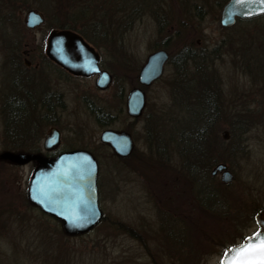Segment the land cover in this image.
<instances>
[{
    "label": "rangeland",
    "instance_id": "1",
    "mask_svg": "<svg viewBox=\"0 0 264 264\" xmlns=\"http://www.w3.org/2000/svg\"><path fill=\"white\" fill-rule=\"evenodd\" d=\"M128 1L127 5L122 0H112L115 47L98 48L104 65L117 76L128 73L130 81H134L156 43L169 46L172 59L162 78L149 88L143 116L130 117L129 121L115 116L112 128L129 130L135 149L128 158H119L109 151L107 157L100 158V206L105 217L88 233L65 234L57 220L29 204L28 169L14 170L0 162V264H220L231 240L237 242L238 236L255 230L250 217L249 225H240L242 216L234 209L246 205L242 200L250 204L246 213L264 205L263 134L257 131L260 129H253L245 137L244 127L239 126L235 133L228 123L221 122V78L227 100L238 96L240 102L248 103L250 90L259 84L255 78L264 77V16L223 28L218 0ZM61 3L58 6L57 0H0L2 92L10 86L11 58L27 48L33 56H42L51 29L48 21L71 23V17L81 15L82 20L77 22V27H81L86 20L80 0H65L63 8ZM140 4L143 7L139 8ZM93 8L104 10L100 6ZM29 10L40 12L47 23L28 29L25 16ZM222 38L227 46L221 50ZM230 42L241 44L242 55L233 53L236 49ZM186 45L191 48L190 58L179 61ZM260 85L264 82L260 81ZM209 102L215 105L210 112ZM113 105L116 114L115 92ZM198 110H205L207 117L193 124L195 128L188 135L183 126L193 123ZM81 117L82 132L93 135L95 124L85 112ZM9 120V113L0 112V149L9 147ZM224 130L232 137L228 142L222 140ZM221 142L225 143L222 155ZM197 148L200 154H193ZM221 158L236 175L223 194L235 214L221 217L215 207L218 217H214L202 210L195 189L186 190L185 173L190 168H210V174ZM201 177L194 173L193 178ZM220 177L212 183L221 187ZM228 204L225 214L229 212ZM182 228L183 234L176 237Z\"/></svg>",
    "mask_w": 264,
    "mask_h": 264
},
{
    "label": "flooded vegetation",
    "instance_id": "2",
    "mask_svg": "<svg viewBox=\"0 0 264 264\" xmlns=\"http://www.w3.org/2000/svg\"><path fill=\"white\" fill-rule=\"evenodd\" d=\"M122 1L127 3L128 0ZM229 1L230 0H228L221 8V21L222 10ZM99 3L98 0H80V6L84 5L80 8V10H83L81 11L82 14L84 15V13H87L86 20L81 24V27L76 26L74 29L53 28L50 29L48 37L53 30H70L80 35L98 54L100 70L107 71L111 75V82L108 87L101 89L97 86L98 74L86 76L75 74L67 70L65 67L48 57L46 49L45 51H41L42 56H33L28 48L23 50L20 56L11 58L12 61L9 63V89L6 92L0 90V112L9 113L11 130V136L8 138L10 141L8 143L9 147L0 149V155L9 152L15 155H29L51 161L68 152H89L94 157L98 166L97 189L100 206V195L101 189L103 188V179L101 178L102 171L99 163L100 158L107 157L110 154L109 152L114 153L119 158H128L135 149V140L129 130L126 128H112L115 116L116 119L129 121L131 116L127 110L128 94L132 89L141 87L145 91V107L138 118L142 117L148 105V90L162 78L165 68L162 76L158 80L154 81L149 86H141L139 83V73L145 63L139 68L136 78L134 77V81H130L128 73H122V76H117L114 70L105 66L103 57L98 51V48L104 47L109 49L115 47V42L113 41V21L111 20V4H113V2L112 0H104V2ZM95 6L96 8L100 6L104 10L94 9L93 7ZM140 7L143 6L140 4L139 8ZM257 17L236 18L232 25L223 26L221 23V26L223 28H231L238 24V22H252ZM44 19L45 21L42 25L46 23V18L44 17ZM47 44L48 38L46 41V48ZM240 45V43L230 42V46L236 49L233 53L242 55L239 47ZM226 46L227 42L225 41V38H222L221 50L226 49ZM14 47L16 48V44L13 45V48ZM154 48L155 50L152 53L159 50H166L169 55L168 62L172 59V56L168 51L169 46L165 43H156ZM183 48L191 49L189 45H186ZM256 53L258 56L259 52L257 51ZM251 58L252 57L249 59ZM261 78H255V80L259 81V84L253 86L250 90L252 94L248 95V103L240 102L238 96H231V99L227 100L224 94L223 80L221 78V122L228 123L227 126L234 128L235 133L239 126L244 127L243 133H247L244 134L245 137H248L250 130L260 129L257 131H260V133L263 134L261 139L264 140V85H260V81L264 82V77ZM114 92L118 97V109L116 114L114 113L113 105ZM83 112L86 113L88 117L87 119L92 120L95 124L96 132H94L93 135L85 131L82 132L84 122L81 116ZM105 130H114L130 134L134 143L131 154L127 157H121L115 153L109 144L102 142L101 136ZM99 131L100 136L98 138ZM245 137H243V141H245ZM231 139L230 132L224 130L222 140H227L228 142ZM238 142L240 143V141ZM99 147H102V149H99ZM224 149L225 143L221 142V155ZM100 150L109 152L103 154ZM0 162L3 164H9L14 170L25 171L26 168L28 169L29 172L27 175L29 180L26 188V197L29 204L37 207L29 200L28 189L32 175L40 166V162L36 159H31L25 163L12 162L6 159H0ZM220 163L224 164L227 167V170L232 173L233 178L230 182H225L223 180V171H218L216 174L212 173L213 169ZM261 173L263 174V172ZM185 174L187 178H185L186 182L184 183L186 186H189V184L192 185V171L189 170ZM218 175H221V212L225 214L223 194L225 188L229 187L235 181L236 175L234 174L231 165L224 160L215 164L210 171V177L213 182ZM1 183L2 179L0 180V185ZM7 184H9V182ZM263 208L264 205L252 213L250 211L247 214H243V216L240 215L242 216L240 219H244V222L248 225L249 222L247 219L250 217L252 223H254L255 230L249 234H245L244 232L242 237L238 236L236 238L237 242L234 241L230 243L226 249L240 243L245 237L253 234L257 230L255 216L257 212ZM101 211L102 217L100 222L105 217L102 209ZM235 212L237 213L238 211L235 210ZM43 213L62 224V222L56 217L45 212ZM232 232L234 233V231ZM226 235L227 234H225V236Z\"/></svg>",
    "mask_w": 264,
    "mask_h": 264
},
{
    "label": "water",
    "instance_id": "3",
    "mask_svg": "<svg viewBox=\"0 0 264 264\" xmlns=\"http://www.w3.org/2000/svg\"><path fill=\"white\" fill-rule=\"evenodd\" d=\"M260 15H264V4L261 0H230L222 10L220 22L223 26H230L236 18H252ZM44 21V16L36 10H29L26 13L25 26L28 29L38 28ZM46 54L75 74L86 76L98 74L97 86L101 89L107 88L111 82V75L107 71L100 70L98 54L73 31L53 30L48 37ZM168 60L169 55L166 50H159L148 55L139 73L140 85L149 86L158 80ZM144 107V89L141 87L132 89L127 97L129 115L132 118H138ZM101 140L109 144L121 157L129 156L133 150V140L126 132L105 130ZM0 159L19 163L36 159L40 162V166L32 175L28 198L40 210L60 220L66 234L87 233L101 220L102 211L99 207L97 189L98 166L89 152H68L51 161L6 152L0 155ZM218 171H223L222 177L225 182L232 180V173L224 164H218L212 173L216 174ZM261 215H264V208L255 216L258 225L256 232L264 231V225L260 222ZM245 239L239 244H242ZM237 245L229 247L224 252L220 264H224L227 259L225 254L229 252V249Z\"/></svg>",
    "mask_w": 264,
    "mask_h": 264
},
{
    "label": "trees",
    "instance_id": "4",
    "mask_svg": "<svg viewBox=\"0 0 264 264\" xmlns=\"http://www.w3.org/2000/svg\"><path fill=\"white\" fill-rule=\"evenodd\" d=\"M64 1L65 0H63V2L61 3V0H57L58 6L61 3V6L63 8L64 7ZM67 1L70 2V0H67ZM227 1L228 0H218L217 3L219 2L221 4V8H222V6ZM71 19H72V22L71 23H68V21H66L65 23L64 22H61V23L53 24L52 21H48L49 27H51V29H53V28H72V29H74L77 26V22L82 20L81 15H76L74 17H71ZM180 52L181 53L179 54L180 55L179 56V61H181L182 59H185L186 57L188 59L190 58L191 49H184V50H182ZM191 57H194V55H192ZM187 86H190V85L188 84ZM214 106L215 105H214L213 102L212 103L209 102V106H208L209 112H210V108H213ZM198 112L199 113H197L196 115H194L193 119L191 118L193 123H187L188 124L187 126H183L185 129L188 130V135H189L190 131L191 130H194V128H195L193 126V124L197 125L199 123V121L201 122V121H203L202 119L205 120V118L207 117V115H205L206 114V111L205 110H198ZM193 154H200L199 149L198 148L195 149L193 151ZM221 160H223V159L221 158ZM218 162H221V161L219 160ZM194 165L197 166V163L194 164ZM214 165H215V163H214ZM190 169L192 171V178H193L195 172H197V174H201L202 177H201V179H197V178L195 179V178H193L194 179L193 184L192 185L189 184V186H186V190L189 191V190L195 189L196 192H197V194H198V196H199V199H200L199 200V203H200L199 205L202 208V210L203 211L205 210L207 214H210V215H212L214 217H218L217 216V213L215 211H213V209H215V207H217L218 208V212H219V210L221 211V204H220L221 203V190H219V188H221V187L218 186V185H216L215 183H212L213 180L211 179L210 174L208 173V171H209L210 168L207 169L206 171L197 170L196 168H190ZM216 187H217L218 190H216ZM225 190H226V188H225ZM236 198H238V197H236ZM239 199H240V196H239ZM223 201H224L223 202L224 205L225 204L226 205L228 204V202L226 200H224V198H223ZM242 202L246 203V205H244V206L239 205V208L236 207L234 209V211L237 210L238 212L237 213L235 212V213L243 216V214H247L246 212L248 211L250 204L247 205V201L246 200H242ZM228 205H229V212H228V214H223L222 212H219L218 215H221V217H223V216L226 217V216L229 215L230 212L233 213V214H235L234 212L231 211V207H230L231 203H229ZM211 212H213V213H211ZM239 215H238L237 218H239ZM232 216L233 215L229 216V218H232V221H233L234 220V217H232ZM239 224L240 225L241 224L242 225H248L247 223L244 222V219L239 220ZM123 229L124 230L126 229L127 231H129V228L124 227ZM178 229H180V226H178ZM234 230L235 229H232V231H234ZM61 231H63V230H61ZM183 232H184V228H182L181 230H179L178 231L179 234H177V235L175 234V236L176 237H178L179 235L181 236L183 234ZM185 233H186V231H185ZM185 233H184V235H185ZM79 235H82V234H79ZM240 237H242V235H240ZM226 239H227V237H226ZM233 241L231 240L230 243H232Z\"/></svg>",
    "mask_w": 264,
    "mask_h": 264
},
{
    "label": "snow or ice",
    "instance_id": "5",
    "mask_svg": "<svg viewBox=\"0 0 264 264\" xmlns=\"http://www.w3.org/2000/svg\"><path fill=\"white\" fill-rule=\"evenodd\" d=\"M264 4V0H261ZM260 222L264 225V215ZM224 264H264V231H259L247 237L242 244L229 249L225 254Z\"/></svg>",
    "mask_w": 264,
    "mask_h": 264
}]
</instances>
